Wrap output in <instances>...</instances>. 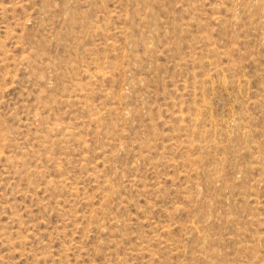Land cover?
<instances>
[{"label":"rangeland","instance_id":"rangeland-1","mask_svg":"<svg viewBox=\"0 0 264 264\" xmlns=\"http://www.w3.org/2000/svg\"><path fill=\"white\" fill-rule=\"evenodd\" d=\"M0 264H264V0H0Z\"/></svg>","mask_w":264,"mask_h":264},{"label":"bare ground","instance_id":"bare-ground-1","mask_svg":"<svg viewBox=\"0 0 264 264\" xmlns=\"http://www.w3.org/2000/svg\"><path fill=\"white\" fill-rule=\"evenodd\" d=\"M255 3H256V2H255ZM219 4H220V3H219ZM221 4H222V3H221ZM259 4H260V3H259ZM256 10H257V9H256ZM258 12H259V11H258ZM219 16H220V15H219ZM132 39H133V38H132ZM143 42H144V41H143ZM143 44H146V43H143ZM144 47H145V46H144ZM127 55H128V54H127ZM139 55H140V54H139ZM139 55H138V56H139ZM24 58H25V57H24ZM24 58H23V59H24ZM139 59H140V57H139ZM215 71H216V70H215ZM204 105H205V104H204ZM180 111H181V110H180ZM37 113H38V112H37ZM179 116H180V115H179ZM201 117H202V116H201ZM201 119H203V118H201ZM195 124H196V123H195ZM201 124H202V123H201ZM59 126H61V125H59ZM62 127H63V126H62ZM62 127H61V128H62ZM195 127H196V126H195ZM50 128H51V127H50ZM60 130H61V129H60ZM62 130H63V129H62ZM240 130H241V129H240ZM209 131H210V130H209ZM204 132H205V131H204ZM207 132H208V130H207ZM226 132H227V131H226ZM250 132H251V130H250ZM245 136H246V135H245ZM60 137H61V136H60ZM230 137H231V136H230ZM215 140H216V139H215ZM211 142H212V141H211ZM211 142H210V143H211ZM213 144H214V143H213ZM8 145H9V144H8ZM215 145H216V144H215ZM205 146H206V145H205ZM200 147H201V146H200ZM255 147H256V146H255ZM10 160H11V159H10ZM260 161H261V160H260ZM258 164H259V163H258ZM107 180H108V179H107ZM192 227H193V226H192ZM192 229H193V228H192ZM192 234H193V233H192ZM207 252H208V251H207Z\"/></svg>","mask_w":264,"mask_h":264}]
</instances>
